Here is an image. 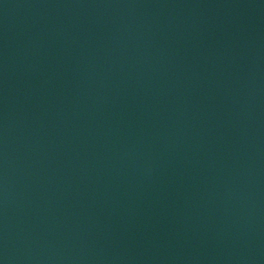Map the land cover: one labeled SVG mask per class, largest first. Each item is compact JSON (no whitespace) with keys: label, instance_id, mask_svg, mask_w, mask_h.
I'll use <instances>...</instances> for the list:
<instances>
[{"label":"water","instance_id":"water-1","mask_svg":"<svg viewBox=\"0 0 264 264\" xmlns=\"http://www.w3.org/2000/svg\"><path fill=\"white\" fill-rule=\"evenodd\" d=\"M0 264H264V0H0Z\"/></svg>","mask_w":264,"mask_h":264}]
</instances>
